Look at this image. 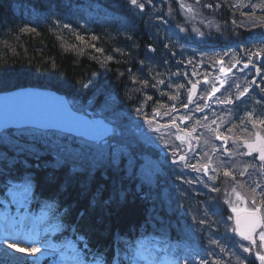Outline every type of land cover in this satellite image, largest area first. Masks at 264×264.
I'll return each instance as SVG.
<instances>
[{
  "label": "trees",
  "instance_id": "obj_1",
  "mask_svg": "<svg viewBox=\"0 0 264 264\" xmlns=\"http://www.w3.org/2000/svg\"><path fill=\"white\" fill-rule=\"evenodd\" d=\"M192 2L203 21L183 19L175 0H140L143 10L129 0H0V91L51 88L66 94L78 110L106 117L120 131L111 138L116 143L103 150L109 156H90L89 162L72 156L82 141L68 134L30 128L0 134V198L5 182L30 177L33 200L47 204L60 226L54 240L79 241L86 260L131 264L138 250L151 253L154 245L165 253L155 261L165 256L176 264H259L256 252L264 254L260 239L253 247L231 230L225 201L237 189L236 178L216 176L206 196L196 192L198 203L207 207L204 212L198 208L197 215L191 211L195 206L176 197L173 185L179 177L169 156L138 135L140 116L171 114L190 88L176 74L184 72L176 66L177 55L230 51L249 59L250 49L264 48V0ZM48 12L58 25L39 16ZM191 28L199 39L189 35ZM256 65L264 76V61ZM256 89L244 98L248 105L238 108L254 107L263 119L264 96ZM236 116L229 125L241 130V141L248 129L241 128ZM225 133H230L227 127ZM55 137L69 152L52 144ZM91 145L102 152V144ZM243 186L251 189L246 182ZM4 243L0 264L51 262L49 252L41 250L33 258ZM241 244L252 251L244 252Z\"/></svg>",
  "mask_w": 264,
  "mask_h": 264
},
{
  "label": "rangeland",
  "instance_id": "obj_2",
  "mask_svg": "<svg viewBox=\"0 0 264 264\" xmlns=\"http://www.w3.org/2000/svg\"><path fill=\"white\" fill-rule=\"evenodd\" d=\"M178 1L180 4L183 3L185 5L184 8L180 7V9L187 20L203 21V19L200 18V11L194 5H192L191 2H188L187 0ZM189 7L191 8V11H189ZM189 33L190 35L199 34V32H195L194 28H191ZM259 48L260 50L258 48H252L249 50L248 54H250L249 56L251 58H249L247 61L238 59L229 66L227 62L217 60L214 63H210L211 70L200 72L198 66H200L202 63L200 61L201 58H195L194 52H184V57L187 61H193L194 59L198 60L194 62V79L190 81L191 83L188 80V83L195 84L201 82L202 86L200 87V91L198 92L197 90V93L192 95L191 102L187 98V93L185 92V100L189 104H187L185 101L181 102V104L178 103L180 105H176L172 114H158L152 119L140 116L141 122L139 125L142 127V129L138 133L139 137L143 140L149 142L154 141L155 143L160 144L163 147L162 150H164L166 153H168L169 150L171 151L174 161H176L175 169L177 172L175 173V176L179 177L173 186L178 192L183 191L185 185L188 182L190 183L189 186L191 189H196V186H207L208 180L219 169L228 165H233L239 160H243L241 148H246L245 144L243 145V143L247 142L249 144L256 145L257 134H259L261 137H264V134L259 132L257 124L255 122H251L254 120H251L246 121L248 123H242L241 125L243 128L246 127L248 130L254 131L250 133H244L245 138H241V141L238 138H234L233 140H230L229 138L226 141L223 139L221 143L217 144L214 141L216 134L212 135L213 129L211 128V123H209L210 119L214 121L218 119L217 110L218 112L220 110L219 113L221 115L223 113H225L224 115H227L228 108L225 106H230L231 103L226 102L229 99L232 100V104H238L241 100H243L244 95L246 96L247 93L252 90V88H257L256 90L260 92L262 96H264V91H262V89H264V76H261L259 73H257V66L255 68L252 67V65L257 63V60L262 59V61H264V55L261 54V50H264V48ZM257 52H261L259 57H257ZM249 60H251L250 63ZM246 63L249 64L247 69L244 68ZM234 64L236 67L232 68ZM221 68H232V71L226 74L221 72ZM205 81H207V83H205ZM253 81H255V83H253ZM169 83H173V81L170 79ZM229 83L231 84V88L234 87L235 94H230V96L227 97L222 93V91L223 88ZM213 86L219 89V91L215 92L213 96L209 97L208 93L212 92ZM245 88H248V91L243 96H241L240 93L244 92ZM191 92L194 91L191 89ZM221 101L225 102L221 103ZM184 105H188V107L185 108ZM197 106H199V108L202 110H197ZM214 111L216 114L215 116L213 114ZM210 114H213L212 116L214 117H210ZM233 131L235 132L236 128H234ZM178 135L182 137V139H177ZM52 139V144L57 146L59 151L69 152V150L65 149V147L62 145V142L60 139H58V137ZM111 141L116 143L115 139L112 140L110 138L104 141L106 149L111 144ZM15 146L20 147V143L16 144ZM96 148L97 147L94 146L80 145L79 148H75V150L78 152L74 153V151H72V156L81 158L83 162H89L91 159L90 156H95L97 154L104 153L105 155L102 157L109 156V154H106L105 151L97 152L95 150ZM224 149L228 152V154H232V157H230L228 161L222 158L221 151ZM247 149L249 148L247 147ZM256 153L257 152H255V155ZM180 156H184L186 159L181 161L179 159ZM212 160L214 161L213 163ZM193 165L195 167H193ZM205 165H207V174H205L204 171ZM147 171L148 170L146 169L144 173L147 174ZM7 194L10 199L9 205L11 206H7L6 210L11 212V207L15 208L14 212L18 213L17 217L20 223L18 224V227H14L12 222H7L4 218H2L3 216L1 217L0 246H2L1 244L4 243L3 241H5V239L7 240V243H16L22 247H29L32 245L33 240H36L40 241V243L35 245L37 247L43 248L44 250H50L53 248V245L49 242V238H51L53 232L50 230L51 225L49 223L47 224L48 216L46 214L35 218V222L33 223L35 228L33 231L34 235L31 237V239H27V237H25V235L31 234V228H28L23 232L18 231V228H20L22 224L30 220L33 222V218L31 216L24 217L22 213L23 209L29 207L30 189L22 186L21 184H12L9 185ZM257 204H259L258 206L260 207L263 205L261 202ZM240 206L252 208V200L248 201L247 199L241 197L238 199L236 197L235 207L237 208ZM8 215L11 214L9 213ZM258 238L260 239L259 233ZM39 254L40 253H37L35 256H38ZM146 258L148 261H144L150 263L152 257ZM71 261L72 257H69L66 254H60L57 257L58 264H70Z\"/></svg>",
  "mask_w": 264,
  "mask_h": 264
},
{
  "label": "water",
  "instance_id": "obj_3",
  "mask_svg": "<svg viewBox=\"0 0 264 264\" xmlns=\"http://www.w3.org/2000/svg\"><path fill=\"white\" fill-rule=\"evenodd\" d=\"M90 114L74 110L66 95L50 89L24 87L0 92V131L28 126L90 141H100L112 133L110 123Z\"/></svg>",
  "mask_w": 264,
  "mask_h": 264
},
{
  "label": "snow or ice",
  "instance_id": "obj_4",
  "mask_svg": "<svg viewBox=\"0 0 264 264\" xmlns=\"http://www.w3.org/2000/svg\"><path fill=\"white\" fill-rule=\"evenodd\" d=\"M129 3L135 7H138L139 9L143 10L145 5L143 3H140V0H129ZM209 7H211V5H208ZM181 8H184L185 5L183 3L180 4ZM189 11H191V8L189 7ZM64 27H69V25H64ZM32 31H34V29H32ZM181 31H183V29H181ZM77 39H82V37L77 36ZM93 39H95V37H93ZM97 51H100V49H97ZM262 52H264V50H261ZM257 55H260V53H257ZM112 57H108V59H111ZM251 62V60H249V63ZM264 66V65H262ZM236 65L234 64L232 66V68H235ZM249 67V64L246 63L244 65V68L247 69ZM232 68L229 69H224L221 68V72L224 73H230L232 71ZM260 72V68H257V73ZM145 84L147 83L146 81L144 82ZM160 83H163V81H161ZM205 83H207V81H205ZM253 83H255V81H253ZM179 87H183V85H179ZM197 87L196 84L192 85V90H195ZM219 91V89H217L215 86H213L212 88V92L208 93L209 97L213 96L215 94V92ZM248 91V88L244 89V92H241L240 95L243 96L246 92ZM262 91H264V89H262ZM192 95L193 92H190L189 94V101H192ZM149 99H151V97H149ZM225 101H221V103H224ZM227 103H232V100H227ZM185 108L188 107V105H184ZM197 110H202L199 108V106H197ZM137 111H139V109H137ZM251 115V114H250ZM174 123V121H173ZM260 123L264 124V120H261ZM217 139H224L225 141L227 140V137H221L220 135H217L216 137ZM177 139H182V137H180L179 135L177 136ZM257 140V144L253 145V144H249V143H245V146L249 148V155L252 154L253 151H256L259 153V159L262 162V167H264V137L259 136V134H257L256 137ZM215 150V149H214ZM179 159L181 161L185 160L186 158L184 156H180ZM174 163L176 161H173ZM193 167H195L193 165ZM204 171L205 174H207V165L204 166ZM241 175H244L243 172L240 173ZM225 176H229L231 175V173H229L227 170H225L224 172ZM260 185H256V187H253L251 189L252 193L255 194L257 191V188H259ZM213 191H218L217 189L213 188ZM237 198H240L239 193H237ZM226 203L231 204L230 201H225ZM253 205L256 204L255 198L253 196V200H252ZM262 204H264V201H262ZM232 212L235 213V227L233 229H231L232 231H235L241 238L242 240H247V241H251L253 247H255L256 245V241L253 238V233H255L257 231V229H261V231L259 232V236H260V240H261V244L260 247L264 248V216L259 215V213L261 212V207L260 206H256L251 210L248 209H238L236 207H232ZM229 219H232V217L230 216ZM200 223H204V221H200ZM4 242H7V240L5 239ZM40 243V241H36L33 240L32 245L29 247H18V245L16 243H8L7 247L14 249L17 252L20 253H24L28 256H32L35 257V255L37 253H39L41 251L40 247L35 246L36 244ZM46 247V245H45ZM241 247L243 248L244 252H251L252 249L249 247H244L243 244H241ZM137 255H139V253L137 252ZM256 257L257 259H259V261L261 262V264H264V254H261L259 251L256 252ZM200 264H205V262L202 260L200 262Z\"/></svg>",
  "mask_w": 264,
  "mask_h": 264
}]
</instances>
